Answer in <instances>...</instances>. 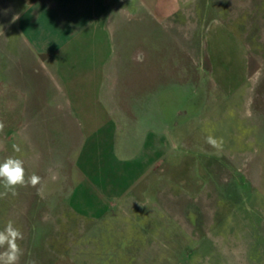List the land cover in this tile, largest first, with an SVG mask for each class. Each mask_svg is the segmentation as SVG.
Wrapping results in <instances>:
<instances>
[{
	"label": "crops",
	"instance_id": "0c3cea01",
	"mask_svg": "<svg viewBox=\"0 0 264 264\" xmlns=\"http://www.w3.org/2000/svg\"><path fill=\"white\" fill-rule=\"evenodd\" d=\"M194 1L0 0V106L11 104L13 110L12 113L0 110V121H29V135L33 138L30 142L35 143L37 149L32 158L19 159L26 162L24 166L31 176L40 178L39 191L32 192V198L38 195L40 199L66 201L64 207L46 209L49 216L63 217L72 213L92 217L91 229L107 227L108 232L116 235V241H91L93 247H107V250L94 249L99 256L108 258L117 254L121 259L126 255L123 249H141L144 243L156 247L163 223L179 222L180 205L173 187L181 190L186 200L195 202L203 197V182L191 181L189 174L176 177V173L187 168L185 164L190 163L189 159L181 155L177 145L164 140L163 131L140 128L135 122L140 115H137L138 110L145 119L151 111L147 105L152 101L149 102L147 95L155 97V104L160 106L161 87L156 80L134 91L122 76L132 67L146 65L153 54L143 49L139 62L134 63L133 51H130L128 65L124 58L118 65H109V60L94 62L97 50L89 46L101 30L110 54H114L116 23L123 17L148 16L159 26L167 22L170 29H175L178 27L175 19L181 14L185 15L188 29H196L191 23H197L196 20L202 23L201 18L194 12L182 10ZM210 3V12L204 15L201 28L202 50L200 53L185 50V53L194 66L201 57L198 63L207 73L204 86L208 94L223 95L225 101L239 96L242 104L254 105L253 90L255 92L261 82L250 75L248 41L264 39L260 34L264 30L259 27L264 23V14L259 18L264 0H210ZM193 15L194 21L190 22ZM245 15L247 19L243 20ZM220 16L224 18L218 20L216 17ZM14 17L18 19L13 20ZM227 23L236 26L228 27ZM183 36L191 38L188 33ZM227 40L231 41L229 45ZM68 72H75V77L68 80ZM99 75L100 80H97ZM50 79L58 81V95L48 100L35 96L32 99ZM91 90L93 93L102 91L104 95L88 98ZM208 104H217V101L212 99ZM159 106L151 108L155 109L156 116L162 114ZM86 120L104 121L95 129L104 130L112 152L135 153L125 159L113 156L107 165L93 170L91 180L85 176L80 158L73 162L69 158V155L81 156L85 135L97 134L93 128L89 131L88 125L83 123ZM53 136L59 137L56 146ZM190 138L182 142L185 150L206 151V144H199L195 136ZM27 147L30 148L29 143ZM17 149V145L10 146L9 157L18 154ZM165 152L167 162L163 161ZM85 185L90 191H80ZM73 199H97L101 207L96 211L97 204H94L93 208L85 210L77 202H68ZM135 252L134 256L142 255L139 250Z\"/></svg>",
	"mask_w": 264,
	"mask_h": 264
},
{
	"label": "rangeland",
	"instance_id": "374dc122",
	"mask_svg": "<svg viewBox=\"0 0 264 264\" xmlns=\"http://www.w3.org/2000/svg\"><path fill=\"white\" fill-rule=\"evenodd\" d=\"M210 4V0H196L182 7L183 11L194 12L201 18L202 23L199 20L193 22L194 15L190 19L193 22L191 26L195 24L196 29H188L185 15L181 14L175 19L176 27L178 25L175 29H170L167 22L159 26L148 16L123 17L116 23L114 54H110L101 30H98L97 39L89 46L97 50L94 62L107 63L109 60V65H118L122 63L121 59L123 62L125 59L124 63L128 65L130 51H133L134 63L139 62V53L143 49L153 54L146 65L132 67L122 76L133 90L156 80L161 87L158 94L162 96L160 106L155 104V97L147 95L149 102L152 101L147 105L148 111L151 110L147 113L149 116L143 118L140 116L143 112L138 110L137 115H140L135 122L140 128L152 127L158 132L163 131L164 140L177 145L178 151L190 163H186L187 168L176 173V177L189 174L191 181L197 179L203 182V197L198 202L186 200L181 190L174 186L181 211L179 222L163 223L156 247L151 248L144 243L145 247L141 249H123L126 255L120 259L117 254L107 258L94 252L95 248L107 250V247H93L92 240L116 241L117 237L108 232L107 227L91 229L92 217L72 213L63 217L49 216L46 209L64 207L66 201L59 198L40 199L38 195L32 198V192L39 191L38 184L32 186L26 182L23 186H16L13 194L12 190H6L0 183V231L11 221L23 235V239L17 241L21 250L18 264H264V106L258 101L259 86L255 92L253 90L254 105L249 106L242 104L239 96L225 101L223 95L208 94L204 86L207 73L198 63L201 57L197 56V66H194L191 57L185 53V50L201 52V28L204 15L210 12ZM259 12V18H262L264 8ZM246 16H243V20L247 19ZM216 18L220 20L224 16ZM259 27L264 30V23ZM186 33L191 35L189 40L183 36ZM260 34L264 35L263 32ZM225 42L227 45L231 43L228 40ZM248 42L251 47L250 75L264 82V39ZM75 75V72H68L67 79H73ZM97 80H100V75ZM57 82L54 79L46 80L45 86L39 89L38 95L31 96L32 99L47 97L48 100L58 95ZM89 92L88 98L104 95L102 91ZM212 99H216L217 104H208ZM156 106L162 109L159 116H156L155 109H151ZM0 110L5 113L13 111L12 105L6 103L0 106ZM9 122L14 127H10ZM28 122L0 121V124L4 123L0 129V134H4L0 135V163L9 157L8 149L13 145L20 150L13 158H32L37 147L30 142L33 138L29 135ZM103 122L83 121L89 131ZM19 125L20 130L16 132ZM103 131L96 128V135L84 136L85 148L80 157L69 155L70 162L80 158L84 174L90 180L93 170L107 165L113 156L125 159L135 154L112 152ZM190 136H195L199 144H206V151L185 150L182 142ZM208 137L217 141L216 147L207 142ZM58 138L52 137L55 146ZM166 157L165 152V162ZM24 168L26 181H29L30 171ZM103 176H106L105 170ZM79 189L90 191L87 185ZM68 202H77L85 210L93 208L94 204H97L94 207L96 211L101 207L97 199H73ZM25 208L27 210H22ZM164 221H167V217H164ZM5 248H0V252ZM137 250L142 253L141 256L133 255Z\"/></svg>",
	"mask_w": 264,
	"mask_h": 264
},
{
	"label": "clouds",
	"instance_id": "9594fccd",
	"mask_svg": "<svg viewBox=\"0 0 264 264\" xmlns=\"http://www.w3.org/2000/svg\"><path fill=\"white\" fill-rule=\"evenodd\" d=\"M18 19L14 17L13 20ZM3 125L0 124V129ZM207 142L213 147L217 146V141L212 137L207 138ZM19 149H17L18 151ZM40 178L36 175H32L29 181L25 178L24 162L20 159L8 157L2 163H0V183L3 184L6 190H12L16 186H23L26 182H30L32 186L39 183ZM23 239V235L19 229L13 226L10 221L6 225L3 231H0V248H5L3 252H0V264H18L21 250L17 241Z\"/></svg>",
	"mask_w": 264,
	"mask_h": 264
},
{
	"label": "flooded vegetation",
	"instance_id": "af4514ba",
	"mask_svg": "<svg viewBox=\"0 0 264 264\" xmlns=\"http://www.w3.org/2000/svg\"><path fill=\"white\" fill-rule=\"evenodd\" d=\"M258 88H259V93H258L259 100L258 101L260 102L261 106H264V82H261ZM52 181H54V178H52Z\"/></svg>",
	"mask_w": 264,
	"mask_h": 264
}]
</instances>
